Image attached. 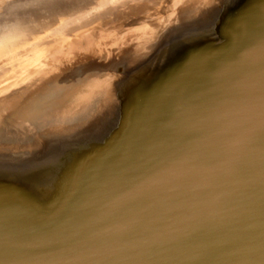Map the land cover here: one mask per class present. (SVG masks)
Returning <instances> with one entry per match:
<instances>
[{
  "label": "water",
  "instance_id": "water-1",
  "mask_svg": "<svg viewBox=\"0 0 264 264\" xmlns=\"http://www.w3.org/2000/svg\"><path fill=\"white\" fill-rule=\"evenodd\" d=\"M229 3L207 38L183 46L173 34L154 65L133 68L124 126L86 143L93 153L48 197L0 185V264H264V0ZM148 21L66 41L72 55L103 34L126 48ZM17 64L6 62L0 87ZM103 66L91 80H118V65Z\"/></svg>",
  "mask_w": 264,
  "mask_h": 264
},
{
  "label": "bare ground",
  "instance_id": "bare-ground-1",
  "mask_svg": "<svg viewBox=\"0 0 264 264\" xmlns=\"http://www.w3.org/2000/svg\"><path fill=\"white\" fill-rule=\"evenodd\" d=\"M147 1L153 3L156 0ZM171 1L162 20L155 23L149 20L145 25L137 23L140 26L136 30L143 28L144 32L140 34V40L133 36L128 38L133 43L126 48L110 44L111 39H108L110 36L107 34H103L97 43L93 39L90 43L81 45L77 50L82 52L76 54V51L73 55L69 41L62 45L61 50L51 49V45L65 42L67 32L56 36L57 41L51 38L52 43L39 41L38 32L50 27L55 13L67 14L83 2L61 6L52 3L48 6L47 23L38 21L33 30L27 26L23 30L12 27L3 32L0 36V60L17 58L18 64L15 66L18 73L14 80H5L0 87V97L4 92L9 94L6 99L0 98V185L7 188L5 184L23 181L27 189H36L39 197L44 192L45 197H48L50 189L64 177V172L72 163L82 158L86 160L93 153L88 142L99 139L117 123L118 127H122L123 115L133 112L129 107L134 97L128 90L130 87L124 86L127 82L124 79L134 71L133 68L150 61L154 65L161 57L162 50L155 51L160 45L166 46L173 34L183 46L197 44L204 34L211 31L212 23L222 8H225V13L230 8V0ZM164 4L161 3L160 7ZM144 9L147 15L142 12ZM129 13H139V16L130 18L138 22L142 17L148 18L161 12L144 5ZM61 26L63 28L65 24ZM32 32H37V37L32 35L29 38L28 35ZM136 41L140 43L136 44ZM63 51L66 55L61 54ZM260 51H264L263 45L260 46ZM132 54L140 56L132 61ZM98 61H101L100 65L97 64ZM112 61L119 66L116 77L118 80L123 79L122 81L90 79L99 76L95 73L96 70L101 72L105 69L103 63ZM87 62L90 64L87 65L88 69L82 68ZM146 67L147 65L143 69ZM108 73L109 71L106 75ZM131 83L136 84L134 80ZM119 102L122 104L121 110L117 105ZM118 127L116 126L117 129ZM125 176L120 175V179L124 180ZM102 185L103 183L95 191L102 190Z\"/></svg>",
  "mask_w": 264,
  "mask_h": 264
},
{
  "label": "rangeland",
  "instance_id": "rangeland-1",
  "mask_svg": "<svg viewBox=\"0 0 264 264\" xmlns=\"http://www.w3.org/2000/svg\"><path fill=\"white\" fill-rule=\"evenodd\" d=\"M157 1L159 0H156L153 3H150L147 0H0V36L4 31L11 30L12 27L23 30L24 27L29 26L33 30L34 27H37L38 21H48V6L52 5V3L61 6L65 4L72 5L73 3L80 4L83 2L82 4L77 5L75 9L70 10L67 14H64V12L62 14L55 13L52 17L54 19H51L52 22H50V27H48L47 30L37 31L38 35L40 34L38 37L36 35L37 32H32L28 35L29 38L32 35H35L40 42L52 43L51 38L57 41V37L61 32H67L66 40H75L77 35L82 32L85 33L89 31L92 34H95V32L102 29H113L119 26L125 27V21L140 15L139 13L130 14V10L134 8L139 9V7L144 5L159 9L161 3L164 2ZM142 12L147 15L145 9L142 10ZM157 17L158 14L154 13L148 17V20L154 21ZM65 21L67 22L65 23ZM61 23L63 25L65 24V27L63 26L62 28ZM54 27L55 29L53 30ZM42 35H44L45 38ZM41 36L43 39H41ZM4 61L5 60L3 59L0 60V72L4 71V74H1L0 76V80L2 79V76L8 73L11 69L6 68L7 66L5 62L7 60Z\"/></svg>",
  "mask_w": 264,
  "mask_h": 264
}]
</instances>
